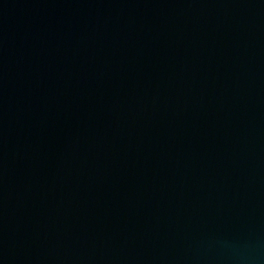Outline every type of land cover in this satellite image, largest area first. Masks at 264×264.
<instances>
[{"label":"water","instance_id":"95a60500","mask_svg":"<svg viewBox=\"0 0 264 264\" xmlns=\"http://www.w3.org/2000/svg\"><path fill=\"white\" fill-rule=\"evenodd\" d=\"M0 264H264V0H0Z\"/></svg>","mask_w":264,"mask_h":264}]
</instances>
